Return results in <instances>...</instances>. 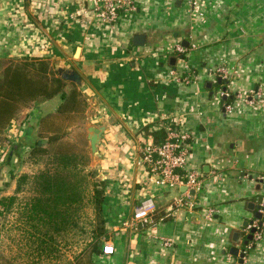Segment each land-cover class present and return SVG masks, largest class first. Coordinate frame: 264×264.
<instances>
[{
    "label": "crops",
    "instance_id": "0c3cea01",
    "mask_svg": "<svg viewBox=\"0 0 264 264\" xmlns=\"http://www.w3.org/2000/svg\"><path fill=\"white\" fill-rule=\"evenodd\" d=\"M135 4L111 25L96 14L94 0H0V60L46 58L54 70L74 68L82 77L81 87L67 81L87 101L71 131L84 126L88 138L91 125L104 128L98 158L90 143L91 167L108 183L115 247L95 255V264H240L230 248L243 251L250 233L243 223L254 214L249 203L264 192V0ZM137 34L144 35L142 44L135 43ZM177 44L187 49L185 62L174 52ZM185 65L189 83L170 74ZM221 65L230 74L220 85L213 71ZM61 103L55 96L22 109L5 130L8 139L18 142L29 130L35 140L41 118ZM177 117L190 134L186 168L203 175L195 194L148 182L141 160L144 146L155 142L145 128ZM187 195L194 206L177 205ZM145 201L155 210L138 222L134 213ZM235 232L242 234L239 243ZM250 243L243 264H264V228Z\"/></svg>",
    "mask_w": 264,
    "mask_h": 264
},
{
    "label": "trees",
    "instance_id": "16d2710c",
    "mask_svg": "<svg viewBox=\"0 0 264 264\" xmlns=\"http://www.w3.org/2000/svg\"><path fill=\"white\" fill-rule=\"evenodd\" d=\"M7 61L2 66L0 63V145L5 142V130L22 109L55 96L62 99L56 113L41 118L35 140H32L28 130L25 138H19L12 148L13 153H20L21 148L27 146L29 156L35 162L49 157L48 167L37 176L39 194L22 208L23 226L19 229L25 234L28 245L35 247L33 255L42 260L56 254L58 238L62 234H73L81 228L79 232L87 234L88 238L81 252L69 264H95L93 257L104 255V245L110 239L109 214L105 208L108 183L95 178L93 190L87 195L86 188L68 179L70 171L77 170L80 164L88 167L92 160L91 148L79 155L70 136L71 127L83 118L86 110L84 93L75 84L68 87L67 80L59 76L46 58L23 57ZM145 133L152 134L156 143H162L166 137L164 126L154 130L145 128ZM12 156L10 154L0 164V186L4 184L2 179H5L6 167ZM86 197L87 202H84ZM13 202V196L0 198V205H11ZM87 203L96 217L89 226H80L81 212ZM0 264H12V261Z\"/></svg>",
    "mask_w": 264,
    "mask_h": 264
},
{
    "label": "rangeland",
    "instance_id": "374dc122",
    "mask_svg": "<svg viewBox=\"0 0 264 264\" xmlns=\"http://www.w3.org/2000/svg\"><path fill=\"white\" fill-rule=\"evenodd\" d=\"M7 62V60L0 61L1 66ZM222 67L226 68L224 65L220 66V68ZM69 87L71 88L72 85H69ZM82 120L83 118L79 121ZM82 127L83 129L72 130L70 134L75 144L74 150L79 155L82 154L83 150L89 151L90 147L87 130L84 126ZM5 132V142L0 145V164L4 163L10 154H13V156L11 162L7 165L8 174L4 175L7 179L0 189V198L2 196L8 198L13 196L15 202L11 205H0V262L12 261V264H69L81 252L85 246V240L88 238L87 234L79 232L81 228L78 229V232L75 230L73 234H62L58 238L59 248L56 254L42 260H39L36 254L33 255L35 247L31 248L28 245L24 238L25 234L19 229L23 226L21 225L22 208L39 194V185L36 184L37 176L43 169L48 167L49 157H42L35 162V159L29 156L27 148L22 149L20 153H13L12 148L13 145L17 144V141L9 140ZM95 178H100V175L98 169L91 167V164L88 167H83L80 164L77 170L68 173V179L82 188H86L87 195L93 190ZM84 202H87V197ZM85 207L81 212L80 226L85 224L89 226V223L93 222L96 217L90 204L87 203ZM108 241L112 240L109 239Z\"/></svg>",
    "mask_w": 264,
    "mask_h": 264
},
{
    "label": "built area",
    "instance_id": "2783aa9c",
    "mask_svg": "<svg viewBox=\"0 0 264 264\" xmlns=\"http://www.w3.org/2000/svg\"><path fill=\"white\" fill-rule=\"evenodd\" d=\"M191 2L193 5H196L198 0H191ZM135 9V0H94L96 14L104 23L111 25L117 23L121 12ZM186 50L181 44L175 46L174 52L180 61H184ZM191 73L188 65H185L182 72L174 68L170 70V74L182 83L191 82ZM228 73V69L224 67H219L213 71L215 76H220L222 79H227ZM225 110L230 112L232 105L226 104ZM181 123L182 118H170L165 126L166 137L164 141L162 143L154 142L146 144L142 149L141 160L146 168L148 182L175 190L186 186L188 188L187 192L194 190L196 193L201 189L203 175L200 172L187 170L186 168L187 155L189 153L187 141L190 138V134L181 129ZM175 201L179 206H194L189 195L186 198H176ZM154 210V203L152 201H145L135 210L134 219L138 222L146 223ZM255 225H257V221H255ZM262 232L263 229L261 227L255 233V239L260 238ZM166 244L169 243L166 242ZM251 245L249 243L247 246H243V251L246 253ZM114 250V244L111 241H106L104 254H113Z\"/></svg>",
    "mask_w": 264,
    "mask_h": 264
},
{
    "label": "water",
    "instance_id": "95a60500",
    "mask_svg": "<svg viewBox=\"0 0 264 264\" xmlns=\"http://www.w3.org/2000/svg\"><path fill=\"white\" fill-rule=\"evenodd\" d=\"M143 39H144V35H139V34H137L134 38L136 44H142ZM80 50H81L80 48L77 49L76 55H75L76 57L79 56ZM175 62H176V58L173 57L171 59V63L174 65ZM58 73L60 77H62L63 79L69 82H73L77 84L79 87H81L83 84L81 75L74 68H59ZM217 81L221 85L223 82L222 77L219 76ZM211 86H212V83L209 82L208 87H211ZM224 90H226V88H224ZM227 99H228V95L225 94L224 100H227ZM103 130H104L103 127H97L94 125H91L88 128V139L90 140V143H91V148H92L94 158H98L100 156L98 146L101 142V134ZM260 183H264V180L263 181L261 180ZM258 188H259L258 190L260 191V186ZM180 190L187 191L188 188L186 186H182L180 187ZM190 192L192 194L195 193L194 190H191ZM249 207L251 208L252 211H254V214H253L252 220L245 221L243 223V226L248 228L250 231V233L246 236L245 240H243V246H247L251 241L254 240L255 233L262 227L264 223V192L261 194V198L259 196V202L258 203L256 201L250 202ZM255 221H257V225H255ZM250 225L252 226L249 228ZM241 237H242L241 232H235L233 241L236 243H239L241 241ZM230 252L233 255L240 257V260H239L240 264L244 263V258H245L246 253L244 251H241L239 247H236V246L231 247Z\"/></svg>",
    "mask_w": 264,
    "mask_h": 264
}]
</instances>
